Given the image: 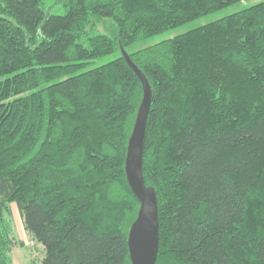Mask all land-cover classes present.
<instances>
[{"label": "trees", "instance_id": "trees-1", "mask_svg": "<svg viewBox=\"0 0 264 264\" xmlns=\"http://www.w3.org/2000/svg\"><path fill=\"white\" fill-rule=\"evenodd\" d=\"M241 1L56 0V14L0 0V264L12 204L43 264H132L141 204L125 163L144 88L122 47L152 87L157 264H264V1L130 50ZM105 19L115 38L92 35Z\"/></svg>", "mask_w": 264, "mask_h": 264}, {"label": "water", "instance_id": "water-1", "mask_svg": "<svg viewBox=\"0 0 264 264\" xmlns=\"http://www.w3.org/2000/svg\"><path fill=\"white\" fill-rule=\"evenodd\" d=\"M121 53L144 88L125 163L130 189L141 204L138 217L128 233L129 255L132 264H157L160 251L159 201L156 191L145 185L143 167L148 117L153 102L152 87L147 76L133 63L123 47Z\"/></svg>", "mask_w": 264, "mask_h": 264}, {"label": "rangeland", "instance_id": "rangeland-1", "mask_svg": "<svg viewBox=\"0 0 264 264\" xmlns=\"http://www.w3.org/2000/svg\"><path fill=\"white\" fill-rule=\"evenodd\" d=\"M264 0H242L241 2L231 5L228 8L218 10V12L207 14V16L196 19L195 21L185 23L175 27L171 30L162 32V34L152 36L149 39L140 41V43L135 44L130 49L131 51H139L140 49L151 47V45H156L162 43L169 39H174V37L183 35L189 31L195 30L197 27L207 25L219 19L230 16V14L239 12L243 9L250 8L252 5L260 3ZM44 3L50 8V10L56 14L64 13L63 7L56 4V0H44ZM118 34L117 25L110 20L105 19L104 22L97 25L93 31L92 35H108L115 38ZM117 55H108L101 60H96L93 67L98 65H104L114 59ZM11 213L7 216V221L9 225V230L11 231L12 240L15 242L8 256V264H43V260L46 257V252L41 244L25 229L24 218L15 204L11 205Z\"/></svg>", "mask_w": 264, "mask_h": 264}]
</instances>
